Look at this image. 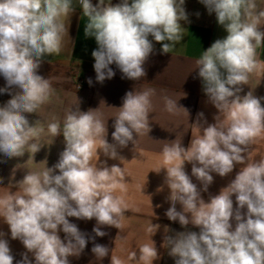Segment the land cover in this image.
I'll use <instances>...</instances> for the list:
<instances>
[{
  "label": "clouds",
  "instance_id": "obj_1",
  "mask_svg": "<svg viewBox=\"0 0 264 264\" xmlns=\"http://www.w3.org/2000/svg\"><path fill=\"white\" fill-rule=\"evenodd\" d=\"M200 2L209 14L215 13L217 23L227 33L196 61L203 91L218 114L215 123L206 127L199 120L194 124L201 134L192 138L188 148L175 141L166 144L165 167L153 170H166L171 206L165 215L185 228L167 235L171 230L165 226L163 244L168 245V255L175 264H264V158L248 162L246 155L249 145L264 134V97L252 91L240 94L256 67V45L264 43V31L258 27L264 11L248 22L256 8L254 0ZM184 3L120 0L113 5L111 0H98L93 5L92 0H79L89 20L84 35L94 38L97 44L92 51L96 80L103 83L113 78L112 64L123 78L136 81L145 77L144 65L154 50L149 37L161 43L163 54L169 53L170 44L165 41L180 40V21L188 19ZM74 11L72 0H0V75L6 81L0 93L11 95L0 106V153L7 158L22 157L26 152L34 156L43 147L31 141L38 139L44 129L35 126L39 120L30 123L26 114L37 113L50 102L53 89L38 69L45 55L60 51L66 31L61 17ZM88 83L92 84L91 78ZM13 87L18 91L12 93ZM154 93L151 88L126 92L114 119V143L108 142L107 124L96 109L81 111L78 107L67 111L62 128L65 148L57 163L42 172L27 173L17 182L18 193L0 196V218L9 226L12 239H19L27 249L16 264H32L27 253H32L35 264H70L69 257H78L89 238L69 217L95 218L92 231L100 237L106 235L101 226L121 228L118 217L123 216L127 206L115 190L123 187V168L92 161L101 152L110 159L123 160L117 148L127 147L129 142L134 145L135 134L141 130L151 131L148 119ZM164 100L167 111L180 107L189 115L176 101L168 97ZM203 115L198 113L200 118ZM48 131L57 137L61 125L50 123ZM185 162L191 163V176L202 188L185 171ZM237 164L243 166L235 178L205 202L201 192H207L214 182L212 173L226 177ZM177 203L182 210H177ZM189 224L199 232L187 230ZM159 227L151 223L147 229L150 242L140 245L138 253L131 252L130 260L153 264L160 258L151 238ZM61 231L64 239L59 235ZM3 235L0 233V264H13L14 257ZM91 251L104 259L110 250L94 244ZM110 264L124 262L113 255Z\"/></svg>",
  "mask_w": 264,
  "mask_h": 264
},
{
  "label": "crops",
  "instance_id": "obj_2",
  "mask_svg": "<svg viewBox=\"0 0 264 264\" xmlns=\"http://www.w3.org/2000/svg\"><path fill=\"white\" fill-rule=\"evenodd\" d=\"M97 1L98 0H92ZM112 4L120 3V0H111ZM256 8L253 16L248 18L252 22L259 12L264 11V0H254ZM187 13V21H180L178 41H165L169 43V53L163 54L161 43L155 42L153 53L144 65L146 76L139 80L123 78V74L115 64L110 67L115 76L106 79L103 83L96 80L94 70V58L92 51L97 48L94 38H86L84 28L89 23L82 13L79 0H72L74 12L61 17L66 31L62 35L60 51L51 55H45L38 69V73L47 78L53 89L50 102L41 106L37 113L26 114L30 123L39 120L37 128H43L38 139L33 143L43 147L34 156L25 153L22 157L7 158L0 153V196L15 194L20 191L17 182L22 180L27 173H38L47 167L57 163L59 154L65 148L62 128L66 113L70 109L79 107L81 111L96 109V113L107 124V140L114 143L112 132L114 119L122 106L123 97L128 91L140 92L149 88L155 93L151 97L148 123L151 131L141 130L135 134L134 145L129 142L127 147L117 148L120 159H110L102 152L94 157L92 163L106 162L108 167L117 165L123 168V187H117L115 195L119 196L126 210L123 216L118 217L121 228L114 226H101L105 236H96L92 231L96 226L95 218L81 220L69 217V221L78 226L81 232L86 234L88 243L78 257H69L70 264H110L111 257H119L124 264H137L136 260H130L129 254L133 251L138 253L139 246L150 242L151 234L147 229L151 223L159 225L156 234L151 238L155 241L160 258L153 264H175V259L168 255L169 247L164 243L165 226L171 231L167 235L185 231L178 221H170L165 212L171 206L167 197L170 189L165 183L166 170L159 173L153 171L165 167L163 148L173 141L181 143L182 147L188 148L192 138L201 134L200 129L194 125L215 123L214 116L218 110L208 101L202 87V80L198 76L196 61L200 59L205 50L217 39L224 38L227 33L217 23L215 13L209 14L207 8L200 0H185L183 5ZM258 27L264 31V17L259 20ZM256 67L249 74L247 84L243 86L241 95L252 91L257 97H264V43L256 45ZM159 74V75H158ZM91 78L92 84L88 80ZM6 87V81L0 75V88ZM12 93L18 91L15 87L10 89ZM186 93V97H183ZM164 97H168L183 106L189 112L180 107L174 112L166 110ZM11 95L8 92L0 93V106H3ZM264 105V100L261 101ZM203 113V118L198 113ZM206 121V123H205ZM58 122L61 125V135L54 137L48 131V124ZM248 162L264 158V134L249 145L246 153ZM46 160V162H45ZM243 165L237 164L232 173L226 177H220L212 173L214 182L207 192H201L202 198L208 202L209 196L219 194L235 178L236 173ZM185 171L192 178L198 188L202 185L195 177L191 176L192 165L185 162ZM58 174V172H57ZM162 187V191H157ZM150 196V197H149ZM151 198V201H150ZM235 208V195L232 197ZM159 205V207H157ZM178 211L182 210L177 203ZM246 212V209L242 210ZM155 214V215H154ZM235 227V221H232ZM187 230L199 232V228L189 224ZM0 233L9 243L14 257L13 264L22 259V253L27 249L19 239H12L9 226L0 218ZM61 239L65 234L59 233ZM117 235H119L117 237ZM94 237L95 239H90ZM94 244L105 245L109 248V255L104 259L97 258L91 251ZM163 244V245H162ZM29 260L35 264L32 253H27Z\"/></svg>",
  "mask_w": 264,
  "mask_h": 264
},
{
  "label": "built area",
  "instance_id": "obj_3",
  "mask_svg": "<svg viewBox=\"0 0 264 264\" xmlns=\"http://www.w3.org/2000/svg\"><path fill=\"white\" fill-rule=\"evenodd\" d=\"M93 5L97 4L98 2L97 1H92ZM115 5V4H114Z\"/></svg>",
  "mask_w": 264,
  "mask_h": 264
}]
</instances>
